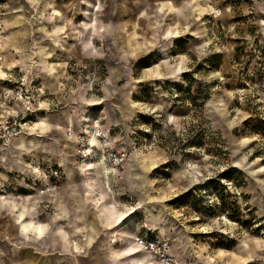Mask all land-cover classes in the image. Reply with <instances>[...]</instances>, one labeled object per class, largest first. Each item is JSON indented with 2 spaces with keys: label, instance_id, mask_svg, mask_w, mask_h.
Masks as SVG:
<instances>
[{
  "label": "rangeland",
  "instance_id": "obj_1",
  "mask_svg": "<svg viewBox=\"0 0 264 264\" xmlns=\"http://www.w3.org/2000/svg\"><path fill=\"white\" fill-rule=\"evenodd\" d=\"M0 23V125L31 127L0 138L21 248L53 225L58 264H264V0H7Z\"/></svg>",
  "mask_w": 264,
  "mask_h": 264
},
{
  "label": "crops",
  "instance_id": "obj_2",
  "mask_svg": "<svg viewBox=\"0 0 264 264\" xmlns=\"http://www.w3.org/2000/svg\"><path fill=\"white\" fill-rule=\"evenodd\" d=\"M8 4H11V3H8ZM14 12L17 14L18 12H21V10H20V8H16ZM18 15H21V17H18ZM18 15H16V17H14L13 20L7 22V27L6 28L8 30L7 32H8L9 35H8V37H5L4 44L7 43V44L13 46L12 45V41L14 39L11 42L9 40L10 34L12 32H14L12 30L14 29V26L13 25H15V24H12V22L14 20H18L19 22H22L24 20V16H23L22 13H20ZM7 40H8V42H6ZM15 43H13V44H15ZM9 48H11V47H9ZM11 50H12V48H11ZM8 51L9 50L5 49L4 50V55H6V52H8ZM49 124H50V127L46 131V133H49V132H57L59 130L62 131V129H64V127L67 126L68 123H66V122H62L61 123V121H58V120H55V119L51 118V122H49ZM60 127L62 129H58ZM8 167H9V165L7 166L6 170H8ZM14 196H16V195H14ZM23 198L25 199V197H23ZM29 199H31V198H28V200ZM26 201L27 200H24L23 201L24 204H25ZM72 215H74V214H72ZM50 217L51 216H49V218ZM15 218H16V214H6L0 208V264H8L7 259H6L7 251L12 252L14 254L13 255L14 256L13 261H11L12 264H22L21 263V258H20L21 251H22L21 249L22 248H24L26 250L29 249V251L33 255H40V256H43V257H47V258H43L42 259V260H44V263L43 264H58V263H61L62 262V258L61 257H63L66 254L63 253V252L62 253H57L58 252V249H60V248L59 247H55V246H61V244L59 243V241L57 239L58 238V234L60 235V233H58V231L56 230L57 229V226H53V225L50 226L51 229H50V231L48 233L47 239L45 240L46 243H47V245H50V249H47L45 251V254L43 255V254L38 253L36 250H34V249H36L35 247H34V249H32L31 247H29L30 245H32V243L31 244H28L29 246L28 245H24L21 248V246H22V242H21L22 241V237H21V233H20V230L18 228V225L15 222ZM49 218H48L47 222L49 221ZM35 219L37 220L36 217H35ZM84 219H85V215L84 214H81V216H80L81 222H83ZM63 223L64 222L62 220L58 221V224H61L62 225ZM74 226H78V223L76 221H74ZM52 229H55V231H53ZM62 231L67 236H70V230L68 228L63 227L62 228ZM62 231H59V232H62ZM68 233H69V235H68ZM12 238H13V242H11L12 241L11 240ZM55 248H57V250ZM65 248L66 247H64L63 249H65ZM17 257L19 258V261L16 259ZM38 259H39L38 256H28L27 258H25V261H24L23 264H30V263H26V261H30L31 264H33L34 263L33 261L36 262V260H38ZM65 261H68V260H65ZM68 263L69 262H65L64 264H68Z\"/></svg>",
  "mask_w": 264,
  "mask_h": 264
},
{
  "label": "built area",
  "instance_id": "obj_3",
  "mask_svg": "<svg viewBox=\"0 0 264 264\" xmlns=\"http://www.w3.org/2000/svg\"><path fill=\"white\" fill-rule=\"evenodd\" d=\"M0 1H7V0H0ZM3 51V42H2V24L0 23V53ZM2 58V56L0 55V59ZM14 96H18L22 101H23V94L22 91L19 90L17 92H15L14 94V90H9ZM25 100H29L28 97H25ZM24 105L28 104V101H23ZM25 105V106H26ZM26 126V123H24L23 125H18L16 126V124L14 123H10L8 120H5L4 124L0 125V138H5L7 140H10L12 137L16 136L19 134L20 130ZM70 132V130H69ZM98 137H101L102 134L100 131L96 130ZM84 152V151H83ZM84 155V154H83ZM86 157V154H85ZM107 159L110 162V164L112 165V167H118L119 165H121L124 160H125V155L123 153H117L113 150L108 151L107 154ZM52 177L54 178H58V172L57 171H52Z\"/></svg>",
  "mask_w": 264,
  "mask_h": 264
},
{
  "label": "bare ground",
  "instance_id": "obj_4",
  "mask_svg": "<svg viewBox=\"0 0 264 264\" xmlns=\"http://www.w3.org/2000/svg\"><path fill=\"white\" fill-rule=\"evenodd\" d=\"M20 17H21V15H20ZM15 25H17V24H15ZM23 34V33H22ZM7 42H8V40H7ZM35 124H36V122H35ZM25 131H28V130H30L31 129V127L30 126H28V125H26L25 127ZM93 136V135H92ZM94 137L95 138H98V134H97V132H95V134H94ZM27 139V136H24V135H21V136H19L18 137V139L13 143V146H12V149L13 150H15V151H17L16 152V155L17 156H19L20 155V153L18 152V150H25L26 149V147H25V144H24V139ZM92 138V137H91ZM72 139V138H71ZM15 140V139H14ZM68 140H70V139H68ZM94 140V138L92 139V141ZM72 141V140H71ZM67 142V141H66ZM73 142H74V140H73ZM70 143V142H69ZM7 148L9 147V145L8 146H6ZM5 147V148H6ZM91 148H92V146H90ZM9 150H11V149H9ZM32 153V152H31ZM90 153V149H85V151H84V154H86V156H87V154H89ZM18 161V160H17ZM91 188V187H90ZM110 213L111 214H107V216L109 217V218H113V224H115V225H120V224H122V222H124L123 220H125L126 218H127V216H128V214H127V212H123V211H115V209H114V207H112L111 206V209H110ZM22 214V213H21ZM23 216V215H22ZM24 219V218H23ZM18 222V221H17ZM19 225H20V227H21V229L25 232V233H27V232H29V231H32L33 233H34V237L37 239V238H39V237H41L42 235H43V233L45 232L44 231V225H33V224H29V223H22V222H19L18 223ZM20 230V229H19ZM96 230V229H95ZM114 232H116V230H114ZM118 232V231H117ZM89 233V232H88ZM139 262V261H138ZM137 264H142L141 262H139V263H137ZM144 264H148V263H144ZM157 264H160V263H157Z\"/></svg>",
  "mask_w": 264,
  "mask_h": 264
},
{
  "label": "trees",
  "instance_id": "obj_5",
  "mask_svg": "<svg viewBox=\"0 0 264 264\" xmlns=\"http://www.w3.org/2000/svg\"><path fill=\"white\" fill-rule=\"evenodd\" d=\"M142 61L141 62H144V59H141ZM144 67H147V66H144Z\"/></svg>",
  "mask_w": 264,
  "mask_h": 264
}]
</instances>
